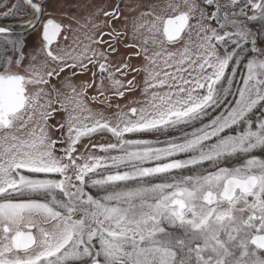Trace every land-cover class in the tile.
Here are the masks:
<instances>
[{"label": "snow or ice", "instance_id": "snow-or-ice-1", "mask_svg": "<svg viewBox=\"0 0 264 264\" xmlns=\"http://www.w3.org/2000/svg\"><path fill=\"white\" fill-rule=\"evenodd\" d=\"M62 3L0 11V264H264V0Z\"/></svg>", "mask_w": 264, "mask_h": 264}, {"label": "rangeland", "instance_id": "rangeland-1", "mask_svg": "<svg viewBox=\"0 0 264 264\" xmlns=\"http://www.w3.org/2000/svg\"><path fill=\"white\" fill-rule=\"evenodd\" d=\"M1 1H3V0H1ZM87 1L90 2L91 0H87ZM109 1L110 0H107V5H108ZM9 2H10V0H4L2 5L0 6V11L5 10L9 4ZM11 2H15V0H11ZM77 2L82 3V0H63L62 5L60 6V10L66 11L69 14H76L78 16H84L88 11V6H79L76 4ZM95 2L97 4H100V3H103L104 0H95ZM115 4H116V1L114 3V6H115ZM117 26H119V25H117ZM256 28H259V24L256 25ZM24 35H27V34H24ZM261 38L264 39V37H261ZM29 39H31V37H29Z\"/></svg>", "mask_w": 264, "mask_h": 264}, {"label": "water", "instance_id": "water-1", "mask_svg": "<svg viewBox=\"0 0 264 264\" xmlns=\"http://www.w3.org/2000/svg\"><path fill=\"white\" fill-rule=\"evenodd\" d=\"M117 2H118V0H117ZM21 23H22V22H19V23H10V24H5V26L12 28L13 31H14L16 34H24V33L29 32L30 30L24 29V28H22V27L20 26Z\"/></svg>", "mask_w": 264, "mask_h": 264}, {"label": "crops", "instance_id": "crops-1", "mask_svg": "<svg viewBox=\"0 0 264 264\" xmlns=\"http://www.w3.org/2000/svg\"><path fill=\"white\" fill-rule=\"evenodd\" d=\"M90 2H91V1H90ZM90 2H88L87 0H82V3L77 2L76 4L79 5V6H88ZM114 3H115V0H110V1H109L108 5H107V7H108L109 10H111V9L113 8ZM74 5H75V4H74ZM82 12H83V11H82Z\"/></svg>", "mask_w": 264, "mask_h": 264}, {"label": "flooded vegetation", "instance_id": "flooded-vegetation-1", "mask_svg": "<svg viewBox=\"0 0 264 264\" xmlns=\"http://www.w3.org/2000/svg\"><path fill=\"white\" fill-rule=\"evenodd\" d=\"M4 1V0H3ZM3 1L0 0V6L2 5ZM6 10V9H5ZM19 22H22V21H17L15 19H9L8 21H4L3 19H0V23H3V24H10V23H19ZM31 31V30H30ZM29 31V32H30ZM28 33V32H27ZM27 33H24V34H27ZM23 34V35H24ZM17 35H21V34H17Z\"/></svg>", "mask_w": 264, "mask_h": 264}]
</instances>
